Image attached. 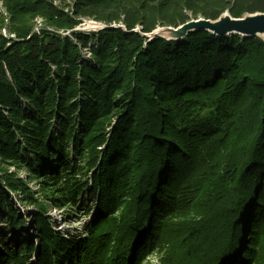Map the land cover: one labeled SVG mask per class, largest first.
<instances>
[{"label":"trees","instance_id":"16d2710c","mask_svg":"<svg viewBox=\"0 0 264 264\" xmlns=\"http://www.w3.org/2000/svg\"><path fill=\"white\" fill-rule=\"evenodd\" d=\"M73 2L74 16L121 20L128 31L108 27L91 34L73 32L75 42L49 31L36 35L26 22L36 14L55 27L72 28L79 21L53 6L51 0L9 2L7 9L17 23L9 28L15 38L0 35V157H17L22 144L25 155H50L55 157V167L63 166L65 158H72L86 141L83 151L100 162L92 167L90 178L83 177V170V180L79 173L73 175L69 203L86 205L82 194L93 197L96 185L103 203L95 208V218L111 207L103 190L109 191L111 184L121 181L123 198L132 199L130 209L135 214L121 219L126 225L121 239L137 235V243L145 244L151 218L171 208L177 178L187 176L188 180L192 167L201 164H191L195 153L205 152L199 159L206 161L217 147H226L224 158L219 157L226 162V172L212 181V185H220L217 206H221L218 212L225 222L216 245L183 264H245L244 235L249 229L259 231L264 222V40L238 34L217 36L205 29L188 31L177 40L148 39L130 30L139 26L141 33L149 32L157 25L176 26L198 16L215 19L224 11L242 17L264 12V0ZM79 45L87 46L91 53L87 63ZM220 83L226 85L216 92ZM243 94L249 98L231 129L232 104ZM109 126L110 134L106 131ZM51 127L57 130L53 132ZM106 134L110 136L106 138ZM69 138L79 139L71 152L63 141ZM103 141L106 150L97 151V144ZM30 162L31 169L36 163ZM90 162L92 165L93 160ZM75 163L72 159L70 165ZM97 179L102 180L101 186ZM3 181L11 186L10 178ZM33 203L41 215L44 208ZM8 211V227L18 228L16 213L10 207ZM37 225L41 227L35 236L39 248L36 264L75 260L80 240L57 235L53 243L48 242L49 227L42 222ZM189 232L198 233L197 228ZM223 235L228 236L224 244ZM7 242L6 237L0 238V264L23 263L17 254L36 248L25 241L12 249Z\"/></svg>","mask_w":264,"mask_h":264},{"label":"rangeland","instance_id":"374dc122","mask_svg":"<svg viewBox=\"0 0 264 264\" xmlns=\"http://www.w3.org/2000/svg\"><path fill=\"white\" fill-rule=\"evenodd\" d=\"M12 1L0 0V35L9 38H15L9 28H12L17 23L12 20L11 13L7 9L8 3ZM51 2L53 6L74 17L79 22L74 24L72 28L67 26L55 27L46 22L42 16L36 14L31 20H28V18L26 20V22L29 21L31 23V32L36 35L42 31H49L58 33L61 36L67 35L75 42L74 38L71 37L73 32L91 34L108 27L121 28L124 32L128 31L121 20L105 22L93 17L74 16L73 0H51ZM247 15L250 14H245L244 16ZM138 28L139 26H136L130 31L138 32ZM157 28L160 29L161 27ZM208 31L213 33L211 30ZM165 32V30L159 31V34L162 38L165 37L170 40H177L185 35L176 37L174 34H165ZM230 34L258 36L264 40V33L258 32L244 34L236 31H227L223 34L216 33L215 35L229 36ZM90 41L91 38H89L88 42L90 43ZM79 49L81 50V56L87 63V60L91 57L90 51L87 46L84 47L82 45H79ZM226 83L218 84L214 90L216 92L219 91ZM248 98L244 94L237 95L235 98L236 102H232L234 116L231 121V129L234 125L236 126L235 119L237 114L244 109ZM110 119L113 120L111 117ZM55 130H57V127L52 129L53 132ZM107 130L110 134L112 128L109 126L106 128ZM77 132L79 133V130L75 134ZM64 134H66V130ZM81 134L84 135V133ZM109 134H106V138L110 136ZM86 137L80 136L79 139ZM70 138L67 141L63 139V141L65 140V149L69 152L79 142V139L74 141ZM229 138L230 136L227 135L226 140L228 141ZM106 143V141H103L100 145L97 144L96 150L105 151ZM207 143L209 142H205V145ZM85 145L86 141H82L80 147L74 152L75 155L72 158L68 156L65 158L66 163L63 166L57 165V167L53 163V159H55L53 156L48 155L46 157L39 155V153L35 156L30 152L25 155L24 150L27 151V149L22 148V144L17 157L8 159L0 157V187L3 189V193L0 194V238L6 237L7 245L12 249L15 244L25 241H30L33 244L31 245L33 249L36 247L31 253L22 252L17 254L18 258L24 261L17 264H36L39 248L37 246L38 240L35 236L37 234L36 231L41 227L40 225L36 227L37 222L45 223L49 227L51 236L48 238V242L51 241L53 243L52 239L57 235L73 242L74 238L82 242L80 250L77 252V257L74 261H70L69 264L72 262L73 264H183L191 256L209 252L216 245L222 223L225 221L222 220V215L218 212L221 206H217V187L220 185L217 186V182L212 185V181L216 178L220 180L222 173L226 172V162L219 159L220 156L224 158L226 147L223 150L217 147V152L209 156L206 161L199 159L200 156L206 154L205 152L198 155L195 153L194 161L191 164L194 165L198 161L201 164L192 167L194 171L188 173V180L187 176L183 179H180V176L177 178L175 187H173L172 198L170 199L172 201L170 202L171 208L156 219L151 218L149 222L151 225L145 231L147 235L145 244H142L137 243V235L135 237L133 235L131 239L124 241L121 239L123 236L120 232H124L126 227L121 219L125 216L135 215L134 213L131 214L132 209H130L132 199L130 197L123 198L121 181L117 182L115 186L111 184L109 191L103 186L106 190H103L102 196L108 198L107 204H111V207H109L108 211L100 213L95 218V208L99 205V202L103 203L101 199H98L100 193L96 185H93L95 189L93 197L90 198L85 193L82 194L84 201H87L86 205L73 206L69 203L68 192L73 187L71 185V181L74 178L73 175H78L83 170L85 172L83 177L90 178L93 173L92 167L100 162L97 157L86 155L83 151ZM39 158L42 159L40 163ZM72 159H75L76 163L74 165H70ZM31 160L36 165L30 169L28 165L32 163L30 162ZM91 160H93L92 165H90ZM218 161L220 162L217 166ZM86 167H88L87 170ZM82 175L81 173V180H83ZM4 178L12 180V187L4 183ZM99 180L97 179L95 182H98L97 184L101 186L102 180ZM224 191H229V189ZM33 201H36L44 208L41 211V215ZM53 202L59 205L55 206ZM8 207L12 208L16 213L17 219H19L18 228L16 229L8 227V219L10 218V213L9 211L7 212ZM109 216L112 217L111 220ZM103 220H106V222L99 225ZM129 222H132V219H129ZM90 223L96 225L89 227ZM262 224L259 231L258 229H254V231L249 229L244 235L246 238V243L244 244L245 264H260L264 260V222ZM192 228H197V235L194 236L192 232H189ZM227 238L228 236L223 235L222 244ZM253 242L254 245L252 244ZM248 244H250V247H247ZM47 245L50 246L48 243ZM63 264H67V262Z\"/></svg>","mask_w":264,"mask_h":264},{"label":"water","instance_id":"95a60500","mask_svg":"<svg viewBox=\"0 0 264 264\" xmlns=\"http://www.w3.org/2000/svg\"><path fill=\"white\" fill-rule=\"evenodd\" d=\"M159 26L161 27L160 29L157 28ZM192 29L211 30L215 34H223L227 31H236L244 34L264 33V12H256L244 17H232L227 11H224L215 19L198 16L189 18L176 26L157 25L149 32L141 33L139 30L138 32L151 39L155 36H161L159 31L165 30V34H174L176 37H180Z\"/></svg>","mask_w":264,"mask_h":264}]
</instances>
